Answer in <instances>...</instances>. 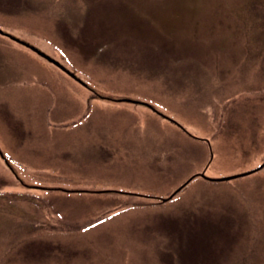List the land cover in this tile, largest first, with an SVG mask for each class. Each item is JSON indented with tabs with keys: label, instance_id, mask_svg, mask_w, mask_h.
<instances>
[{
	"label": "rangeland",
	"instance_id": "obj_1",
	"mask_svg": "<svg viewBox=\"0 0 264 264\" xmlns=\"http://www.w3.org/2000/svg\"><path fill=\"white\" fill-rule=\"evenodd\" d=\"M263 8L264 0H0L2 30L87 82L14 40L16 52L0 50V148L28 169L19 179L0 156V264H175L197 247L214 254L190 264H264V166L194 180L164 207L136 206L147 198L125 193L165 196L208 155L211 177L264 162ZM200 205L187 234L175 231L185 226L175 209Z\"/></svg>",
	"mask_w": 264,
	"mask_h": 264
},
{
	"label": "trees",
	"instance_id": "obj_2",
	"mask_svg": "<svg viewBox=\"0 0 264 264\" xmlns=\"http://www.w3.org/2000/svg\"><path fill=\"white\" fill-rule=\"evenodd\" d=\"M261 12L263 13V16L261 17V26L264 28V8L261 9ZM199 179L203 180L201 177H198ZM192 183V182H191ZM190 183V184H191ZM190 184H188L186 187H188ZM89 188H93V187H89ZM90 192H93V191H90ZM170 192V191H169ZM149 199H147V201L143 204V205H138V206H145V207H152V206H155V205H159L161 207H164L166 201H159L158 199H156L155 197H152V196H148ZM175 207H177V205H175ZM201 208V205L198 206V207H193V206H188L187 208H184V209H175V216H177L179 219H180V222L184 223V225L181 224V226H175V231H178L180 229V233H185L187 234V226L190 225L191 223V219H192V216H190V214H188L189 212H192V211H195V210H199ZM182 228L185 230V231H182ZM189 239L183 237V241H181L183 244H185ZM205 249L201 250L200 247H197V250L195 251L194 254H192V256H187L185 257L184 255H180V254H177L179 255L180 257H176L175 256V264L178 262V264L180 263L179 261H184V260H190L189 261V264L191 263L192 259H205L204 261H207V258L214 254V252L212 253H205L204 252ZM229 254V259L230 260H235L236 257H237V251H232V249L228 250L225 252V256L226 254ZM218 257V256H217ZM187 264V263H186Z\"/></svg>",
	"mask_w": 264,
	"mask_h": 264
},
{
	"label": "flooded vegetation",
	"instance_id": "obj_3",
	"mask_svg": "<svg viewBox=\"0 0 264 264\" xmlns=\"http://www.w3.org/2000/svg\"><path fill=\"white\" fill-rule=\"evenodd\" d=\"M4 36H6V35H0V40L1 41H4V40H12L9 36H6L8 39H6ZM25 41V40H24ZM21 45H23V44H21ZM23 46H25V45H23ZM25 47H27V46H25ZM37 47V46H36ZM38 48V47H37ZM39 49V48H38ZM40 51H42L41 49H39ZM42 52H44V51H42ZM72 79H74L75 81H77L78 83H82V84H84L83 83V81H82V78L81 77H78V76H70ZM85 85V84H84ZM91 95H95V94H97L95 91H93V93L91 92L90 93ZM99 94V96H103V97H105L104 96V94H101V93H98ZM107 97V96H106ZM105 97V98H106ZM107 99V98H106ZM0 156H1V159H3V160H5V162L7 163V166L11 169V171H12V173L14 174V175H16L15 177H17V178H19V179H23L24 177L22 176H20V174H19V172H18V170L20 171V168L19 167H13V165L11 164V162L12 163H14L12 160H11V158H10V153L8 152V151H6V150H4V149H1L0 148ZM21 172V171H20ZM24 173V172H23ZM65 188V187H64ZM68 188V187H67ZM74 188H78V187H74ZM66 189V188H65ZM68 189H71V190H69V192H72V193H75V192H87V191H92L91 189H89V188H78V189H73V188H68ZM67 189V190H68ZM75 190V191H74Z\"/></svg>",
	"mask_w": 264,
	"mask_h": 264
},
{
	"label": "water",
	"instance_id": "obj_4",
	"mask_svg": "<svg viewBox=\"0 0 264 264\" xmlns=\"http://www.w3.org/2000/svg\"><path fill=\"white\" fill-rule=\"evenodd\" d=\"M1 31V30H0ZM35 51H37L39 54H41L42 56H44L46 59H48L49 61L55 63L56 65H58L60 68L64 69L66 72H68L70 75L74 76L73 73L69 72L62 64L59 63V61H57L56 59H54L53 57L45 54L44 52L38 50L37 48L31 46ZM263 165V164H262ZM262 165L258 166L257 168L255 169H252V170H249V171H245V172H241V173H237V174H232V175H227V176H222V177H208L204 174V172H199V174L201 176H204L206 178H210V179H215V180H226V179H230V178H233V177H236V176H240V175H243V174H247V173H250L258 168H260ZM194 176L191 175L185 182H183L179 187H177V189H175L168 197L166 198H169L171 197L177 190H179L182 186H184L192 177ZM166 198H163V199H166Z\"/></svg>",
	"mask_w": 264,
	"mask_h": 264
}]
</instances>
